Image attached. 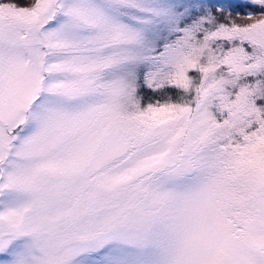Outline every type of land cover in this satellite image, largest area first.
<instances>
[{
  "label": "snow or ice",
  "instance_id": "1",
  "mask_svg": "<svg viewBox=\"0 0 264 264\" xmlns=\"http://www.w3.org/2000/svg\"><path fill=\"white\" fill-rule=\"evenodd\" d=\"M0 264H264V0H0Z\"/></svg>",
  "mask_w": 264,
  "mask_h": 264
}]
</instances>
